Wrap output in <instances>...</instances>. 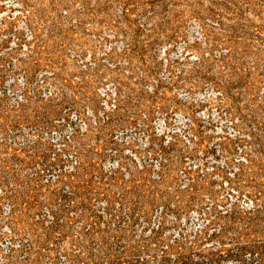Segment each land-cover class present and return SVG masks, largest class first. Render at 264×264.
<instances>
[{
    "label": "rangeland",
    "instance_id": "obj_1",
    "mask_svg": "<svg viewBox=\"0 0 264 264\" xmlns=\"http://www.w3.org/2000/svg\"><path fill=\"white\" fill-rule=\"evenodd\" d=\"M0 264H264V0H0Z\"/></svg>",
    "mask_w": 264,
    "mask_h": 264
},
{
    "label": "trees",
    "instance_id": "obj_2",
    "mask_svg": "<svg viewBox=\"0 0 264 264\" xmlns=\"http://www.w3.org/2000/svg\"><path fill=\"white\" fill-rule=\"evenodd\" d=\"M5 22L8 24L7 26H12V23L14 22V20H5ZM226 139H228V138H226ZM92 228H90L89 231H91Z\"/></svg>",
    "mask_w": 264,
    "mask_h": 264
},
{
    "label": "built area",
    "instance_id": "obj_3",
    "mask_svg": "<svg viewBox=\"0 0 264 264\" xmlns=\"http://www.w3.org/2000/svg\"><path fill=\"white\" fill-rule=\"evenodd\" d=\"M20 97H21V95H20Z\"/></svg>",
    "mask_w": 264,
    "mask_h": 264
}]
</instances>
